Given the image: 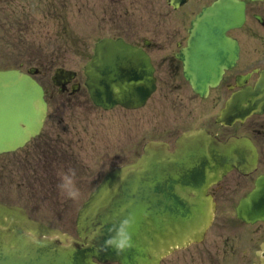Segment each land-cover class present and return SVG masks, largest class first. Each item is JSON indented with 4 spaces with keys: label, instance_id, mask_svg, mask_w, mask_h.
Segmentation results:
<instances>
[{
    "label": "flooded vegetation",
    "instance_id": "flooded-vegetation-1",
    "mask_svg": "<svg viewBox=\"0 0 264 264\" xmlns=\"http://www.w3.org/2000/svg\"><path fill=\"white\" fill-rule=\"evenodd\" d=\"M86 1L90 0H79L83 36L86 12L81 4L85 7ZM91 1L98 9L91 26L98 40L121 37L151 58L156 90L142 115L147 129L158 136L155 139L174 148L179 136L198 130L221 142L242 138L253 152L251 163L242 161V171L233 168L207 189L213 218L204 238L184 242L161 264H261L264 0ZM197 22L224 24L225 30L191 31ZM73 33L71 0H0V70H35L47 102L41 132L0 156L3 179L15 178L17 192L3 202L21 206L32 218L64 231L75 229L74 217L103 178L105 165L119 160L118 152L108 158L103 151L104 146L114 147L116 138L107 127L111 130L116 119L106 122L103 114L94 117L90 97L77 95L83 89L79 82L71 81L61 90L51 80L57 44L65 50L71 47ZM190 40L194 46L188 49ZM79 43L78 53L87 56L86 43ZM187 68L194 71L195 85L186 75ZM132 113L134 125L136 112ZM69 168L75 169L80 188L75 199L58 188Z\"/></svg>",
    "mask_w": 264,
    "mask_h": 264
},
{
    "label": "water",
    "instance_id": "water-1",
    "mask_svg": "<svg viewBox=\"0 0 264 264\" xmlns=\"http://www.w3.org/2000/svg\"><path fill=\"white\" fill-rule=\"evenodd\" d=\"M198 30L219 29L209 25ZM85 73L94 103L104 109L143 106L155 88L147 54L122 39L100 41ZM75 76L60 68L54 80L62 84ZM43 95L29 74L0 71V153L22 145L27 129L38 132L46 110ZM33 102L39 109L32 118L36 110L28 106ZM242 145H222L203 134L180 139L174 152L163 142L147 143L136 162L109 172L85 202L77 217L79 238L0 204V264H159L172 246L182 244L168 242L196 238L204 231L210 218L205 188L238 161L240 151L234 149ZM130 216L131 246L121 252L105 249L114 226Z\"/></svg>",
    "mask_w": 264,
    "mask_h": 264
},
{
    "label": "rangeland",
    "instance_id": "rangeland-1",
    "mask_svg": "<svg viewBox=\"0 0 264 264\" xmlns=\"http://www.w3.org/2000/svg\"><path fill=\"white\" fill-rule=\"evenodd\" d=\"M81 7L84 9L86 12V31L87 34L86 36H83L85 32V27L84 25L81 26V20L80 18L84 17L83 12L80 11V2L79 0H71V10H72V26L75 31V34H72V42L73 45L70 47L68 46L67 49L65 50V46L61 45V48L56 47V65L57 67L59 65H64L68 68L75 69L78 71V77L81 82L85 81V75L83 73V67L84 64L86 63L88 56L91 55L93 52L94 44L98 40L99 34H95L96 28H92L91 26L97 19V8L94 6V2L86 1L85 7L82 2ZM92 23V24H91ZM88 24V26H87ZM58 25V23H57ZM153 30V24L151 27V32ZM147 34V31H146ZM152 34V33H151ZM77 37H81L83 40H77ZM160 36V35H157ZM60 41V38L57 36V43ZM76 43V45L74 44ZM86 43V47L88 50V55L83 56L78 53L79 48H80V43ZM77 48V49H76ZM80 52V51H79ZM51 75L53 74L52 72L50 73ZM78 96L82 95H89L87 90L84 88ZM99 112H103L105 115V121H109L107 117L112 121L116 119L117 125L115 124L111 130H109L110 127H107L108 131H111L114 133V137L116 138V142L114 144V147L111 148L110 146L107 148L104 146L103 151L105 152V155L110 156L113 155V151L118 152L119 154H124L128 155L130 159L132 160L134 157L131 154H135V157H138V155L142 152V147L146 140L150 137L149 133L146 132L147 128L146 125L143 123V119L139 118L137 119L136 126L134 128V137L128 136L129 130H132V127H129L128 123V117H130L132 111L122 109L121 107H116L115 109L111 111H103L99 108L92 109V111L95 113L94 117L100 116ZM116 110V111H114ZM91 111V110H90ZM107 113V114H106ZM135 117L137 116L138 112L134 113ZM93 124V123H92ZM118 137V139H117ZM132 146H134V151L132 152ZM0 157V162H1ZM109 161V159H108ZM1 170H0V198L4 197H12L14 196L16 192L15 187H4L6 185H14L16 184L15 178L11 179V181H1ZM14 183V184H13ZM72 234H75V232H70Z\"/></svg>",
    "mask_w": 264,
    "mask_h": 264
},
{
    "label": "clouds",
    "instance_id": "clouds-1",
    "mask_svg": "<svg viewBox=\"0 0 264 264\" xmlns=\"http://www.w3.org/2000/svg\"><path fill=\"white\" fill-rule=\"evenodd\" d=\"M58 188L68 197L75 199L80 192V188L76 183V171L69 168L61 175ZM134 223V217H126L120 223L114 226L113 234L104 242L105 249L108 247L115 248L118 252L125 250L131 246L132 238L129 229Z\"/></svg>",
    "mask_w": 264,
    "mask_h": 264
}]
</instances>
